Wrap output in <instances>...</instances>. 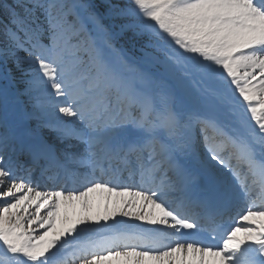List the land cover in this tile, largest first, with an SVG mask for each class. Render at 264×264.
Returning <instances> with one entry per match:
<instances>
[{
  "label": "snow or ice",
  "instance_id": "obj_1",
  "mask_svg": "<svg viewBox=\"0 0 264 264\" xmlns=\"http://www.w3.org/2000/svg\"><path fill=\"white\" fill-rule=\"evenodd\" d=\"M0 264H264V0H0Z\"/></svg>",
  "mask_w": 264,
  "mask_h": 264
}]
</instances>
